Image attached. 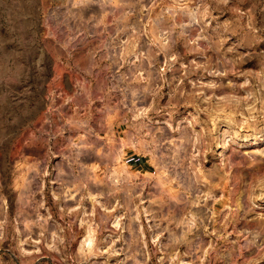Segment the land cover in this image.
<instances>
[{
  "label": "rangeland",
  "instance_id": "obj_1",
  "mask_svg": "<svg viewBox=\"0 0 264 264\" xmlns=\"http://www.w3.org/2000/svg\"><path fill=\"white\" fill-rule=\"evenodd\" d=\"M0 264H264V0H0Z\"/></svg>",
  "mask_w": 264,
  "mask_h": 264
}]
</instances>
